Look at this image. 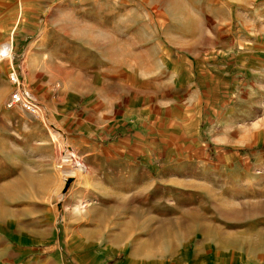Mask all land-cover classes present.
I'll list each match as a JSON object with an SVG mask.
<instances>
[{
    "label": "rangeland",
    "instance_id": "1",
    "mask_svg": "<svg viewBox=\"0 0 264 264\" xmlns=\"http://www.w3.org/2000/svg\"><path fill=\"white\" fill-rule=\"evenodd\" d=\"M0 264H264V0H0Z\"/></svg>",
    "mask_w": 264,
    "mask_h": 264
},
{
    "label": "built area",
    "instance_id": "2",
    "mask_svg": "<svg viewBox=\"0 0 264 264\" xmlns=\"http://www.w3.org/2000/svg\"><path fill=\"white\" fill-rule=\"evenodd\" d=\"M11 81L16 85V88L11 92L10 97L7 101V107L12 108L20 106L31 114H38L40 111V103L37 100L35 94L30 90L29 87L25 86L21 81L16 72L12 73ZM81 168H85L83 163L78 162Z\"/></svg>",
    "mask_w": 264,
    "mask_h": 264
}]
</instances>
